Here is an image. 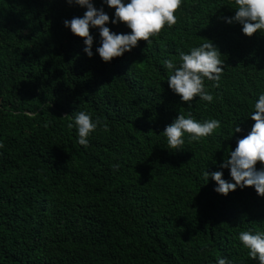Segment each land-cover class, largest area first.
I'll return each mask as SVG.
<instances>
[{
	"label": "trees",
	"instance_id": "obj_1",
	"mask_svg": "<svg viewBox=\"0 0 264 264\" xmlns=\"http://www.w3.org/2000/svg\"><path fill=\"white\" fill-rule=\"evenodd\" d=\"M93 3L111 31H129L111 24L114 9ZM85 11L67 0H0V264H258L237 237L264 231V197L252 187L222 196L202 173L232 182L220 164L254 123L264 31L247 37L226 23L233 0H183L175 25L105 63L98 29L89 58L64 27ZM203 39L223 56L220 87L205 81L219 99L189 106L169 89L163 60ZM78 111L110 130L79 145L68 128ZM188 111L221 127L168 149L161 133ZM233 125L241 132L230 138Z\"/></svg>",
	"mask_w": 264,
	"mask_h": 264
},
{
	"label": "clouds",
	"instance_id": "obj_2",
	"mask_svg": "<svg viewBox=\"0 0 264 264\" xmlns=\"http://www.w3.org/2000/svg\"><path fill=\"white\" fill-rule=\"evenodd\" d=\"M102 5L114 9L111 24H124L127 33H115L108 25L109 15L104 8H96L93 0H67L69 5L75 4L86 9L82 17H74L64 21V27L69 29L75 37L81 38L84 44V53L91 58L94 42L90 29H98L99 47L96 54L99 58L109 63L114 58H120L125 53L137 47L138 41L152 43V37L161 32L165 26L171 27L177 23V11L181 8L183 0H101ZM235 15L224 18L228 24L238 23L242 26V33L251 37L254 33L264 31V0H233ZM199 46L192 47L189 51H181L178 58L170 57L163 60L167 70V83L169 89L179 96L182 103L189 106L194 98L207 104L213 103L219 97L212 94L205 81L212 82L210 87H220L224 72V60L219 49L209 40H204ZM249 118L253 121L251 130L246 136L237 141L234 150L228 151L227 158L220 164V168L229 169L231 181L222 178L223 172L209 173L205 170L202 178L205 182L209 177L215 182L214 191L222 196L235 191L237 188L252 187L259 197H264V167L257 170L259 162L264 166V92L260 93L254 103L253 111ZM221 127L217 119L197 120L191 111L180 113L167 125L161 133L166 139L167 148L179 152L188 141L199 142L211 136ZM69 129H75L77 143L87 147L89 136L98 128L107 133L108 124L100 117L93 118L91 113L85 111L74 112ZM241 128L233 125L232 133H240ZM160 134V135H161ZM160 135H157L159 137ZM0 147H3L0 144ZM113 171H118L119 163L112 166ZM240 245L247 249L248 256L264 264V231L242 230L237 237ZM216 264H230L226 258H217Z\"/></svg>",
	"mask_w": 264,
	"mask_h": 264
}]
</instances>
